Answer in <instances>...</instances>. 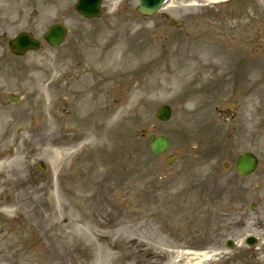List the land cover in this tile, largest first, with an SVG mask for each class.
<instances>
[{"label":"rangeland","instance_id":"374dc122","mask_svg":"<svg viewBox=\"0 0 264 264\" xmlns=\"http://www.w3.org/2000/svg\"><path fill=\"white\" fill-rule=\"evenodd\" d=\"M74 1L34 0L33 4L23 0L22 10L17 9L24 16L37 11L31 28L37 35L54 20L62 21L69 32L59 47L44 45L39 52L25 56V99L0 111V163L7 161L0 164V264H136L138 260L139 264H173L169 261L179 257L176 264H217L219 261L211 258H241V253L225 248L224 241L227 237L241 241L254 231L250 224L244 231L240 228L241 177L221 168L222 161L232 164L241 150L240 129L223 124H217L215 132L199 133L197 124L191 129L192 117H183L181 109L194 101L181 103L180 90H160L153 82L145 91L144 77L136 69L147 68L152 75H159L160 81L175 73L186 74L183 60L187 59L182 52L192 53L194 67L210 62L190 49L196 40L211 42L223 54L242 49L235 43L242 29L249 30L246 39L258 34L257 42L242 50L247 55L249 50L264 54V0H233L213 6L217 0H170L165 10L177 19V27L160 13L140 15L138 0H103L104 13L92 20L73 11ZM192 2H196L193 8L185 5ZM186 45L189 49L182 50ZM101 53H108L111 66L102 65ZM148 56L159 60L144 63ZM96 67L103 77L116 76L120 83L110 86L103 100L102 111L109 113L102 114L101 139L87 133L91 130L80 134L72 104L67 103L70 92L58 89L66 77L94 72ZM50 80H55V85H50ZM45 86L53 96L52 128L35 117L36 105L41 113L43 105L46 107ZM74 93L78 97L79 92ZM128 103L126 116L114 117ZM162 104L172 110L167 122L154 119ZM70 127L74 130H64ZM150 133L168 137L164 154L150 151ZM5 135L13 146L6 148L9 138ZM169 154L175 155L170 166L165 164ZM38 161L45 165L44 170L38 169ZM14 169L24 171L16 176ZM55 192L60 197L56 212L51 198ZM82 194H91L92 202ZM231 196L237 202L229 205L234 200ZM73 197L75 216L66 208ZM81 214L91 222L95 217L111 221L105 226L84 224V231H79L76 226L82 223L77 221ZM67 220L72 221L69 227ZM233 221L237 229L230 227ZM103 235L109 237L111 247L102 244ZM68 248L74 249L75 259ZM206 249L213 250L206 261L184 254Z\"/></svg>","mask_w":264,"mask_h":264},{"label":"bare ground","instance_id":"6f19581e","mask_svg":"<svg viewBox=\"0 0 264 264\" xmlns=\"http://www.w3.org/2000/svg\"><path fill=\"white\" fill-rule=\"evenodd\" d=\"M194 48L195 54L202 60H207L210 56H212V54L215 51V47L207 42H202L201 39L197 40V43L195 44V46H191V49ZM180 51V50H178ZM94 56V55H93ZM101 56L103 57V61H102V65L104 64H108L109 61V57H108V53L107 54H102ZM121 56L117 57V58H121ZM191 57V58H190ZM125 59H127L126 57H124ZM184 58H186V64H185V72H182L180 74H174L173 78H166L165 81H160V79H162L159 75L155 74V72L153 73V75L151 74V72L148 71H142L139 68H137L136 70L139 71V76H143V86L142 88L145 89L147 86L149 85L150 82L153 83H157V88H161V89H165V90H170V92H176L179 90L183 91L184 89H187V97L194 100L195 102V106L198 109V106L200 103H204V100L207 97V92H208V81L209 78L206 75V71L208 68L207 64H201L199 67H194L192 65V63L190 62V60L193 58V55L191 52H188ZM159 57H150L148 56V60L144 63H150L151 61H158ZM215 63V62H212ZM108 66H111V63L108 64ZM133 68V67H132ZM95 73H98L97 75H93V74H88L83 72L82 74V79L83 81L86 83L87 81H89L90 79L99 76V73L101 72L100 67H96L94 68ZM110 76H105L103 77L104 79H109ZM160 89V90H161ZM177 92V93H178ZM45 98H50L49 93L46 91V93L44 94ZM101 100V96L99 92H95V93H91V94H87L84 95L82 97V99L80 100V102H78L73 111V118L75 120V125L78 126L80 128V134H85L86 130H91L88 131L87 133H92V137H97L99 139H101L102 137V127H101V118L103 117L102 114L108 115L109 110H105L104 113L102 112L104 106L102 104H99ZM131 103L127 104V107L121 109L118 111L117 114L114 115V117H125L126 116V110L127 108L130 106ZM187 109H181V113L182 114H189L190 113V109L186 106H184ZM45 108H48L47 106ZM47 110V109H46ZM101 113V114H100ZM47 120L45 121V124L47 127H51L52 128V120L49 117H52L50 114V111L47 115ZM55 118L57 117V115L54 116ZM194 122L197 123L199 121H202L204 123V126H207L210 123V117H195L194 118ZM65 131L68 130H74L73 127H70V129L68 128H64ZM103 132L105 133V130H103ZM95 141V140H94ZM93 142V141H92ZM15 160V159H14ZM13 160V161H14ZM24 170L22 169H14L12 171V173H14L16 176L20 175ZM17 178V177H16ZM101 187L98 186V190H100ZM96 190V188H93V191ZM91 195V194H90ZM89 195V196H90ZM82 196L84 198H86L89 203L92 202L93 199H90L89 196H87L86 194H82ZM51 198L54 202V206H55V212L58 210L59 206H60V197L58 196V194L55 192L51 195ZM75 198H70L69 203L66 205V208L69 210L70 215H76V210L74 207V202H75ZM91 201V202H90ZM91 206V204H89V207ZM93 213L89 216H92ZM77 221H81L82 223L79 224L78 226H76V229L79 231H84V224L86 225H92V226H105L107 225L111 220L106 221V220H102L100 221L98 218L95 217V220L93 222H91L88 218H84L83 215L81 214L78 218ZM129 221V220H128ZM72 221L67 220L66 222V227H69L71 225ZM105 241L102 242V244H107L109 247H111L110 245V240L109 237L103 235L102 236ZM101 238H98L97 241H100ZM68 253L70 255V257H72L73 259L76 258V253L74 251L73 248H68ZM184 254H193L195 257V259H205L211 256V253H207L206 252H191V251H187ZM181 255V253H180ZM181 258V257H179ZM178 258V259H179ZM177 259V258H176ZM174 258H172L169 262L176 264L177 261H179L178 259L176 260ZM139 260L136 261V264H139ZM151 262V261H149ZM148 263V262H147Z\"/></svg>","mask_w":264,"mask_h":264},{"label":"flooded vegetation","instance_id":"af4514ba","mask_svg":"<svg viewBox=\"0 0 264 264\" xmlns=\"http://www.w3.org/2000/svg\"><path fill=\"white\" fill-rule=\"evenodd\" d=\"M241 133L242 150L254 154L257 159L255 171L247 176L248 181L251 180L249 188L243 189L247 193H253L255 200L262 203V189L264 187V117H248L241 125Z\"/></svg>","mask_w":264,"mask_h":264},{"label":"water","instance_id":"95a60500","mask_svg":"<svg viewBox=\"0 0 264 264\" xmlns=\"http://www.w3.org/2000/svg\"><path fill=\"white\" fill-rule=\"evenodd\" d=\"M162 0H141V3L138 7V9L145 13H151L153 9L161 2ZM157 3V5H155ZM78 9L83 11L85 15H92L98 12L97 6L95 5L93 8H87L86 7V0H79V4L77 5ZM50 39L52 44H57L64 34V29L59 28L58 26H54L51 28ZM48 38V37H47ZM18 44L26 47L31 46L33 48H36V44L33 40L27 38L23 35L18 40ZM166 113V111H165ZM159 118L164 119L166 118V115H164L161 111L158 113ZM167 146V140L163 136H157L152 142V149L155 152H161L163 151Z\"/></svg>","mask_w":264,"mask_h":264}]
</instances>
